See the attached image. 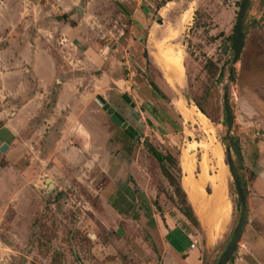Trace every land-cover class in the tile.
<instances>
[{"label":"rangeland","instance_id":"rangeland-1","mask_svg":"<svg viewBox=\"0 0 264 264\" xmlns=\"http://www.w3.org/2000/svg\"><path fill=\"white\" fill-rule=\"evenodd\" d=\"M241 1L132 0L144 16L137 26L118 0H0V148L9 146L0 150V264H87L95 245L120 247V234L163 264L156 236L168 221L184 237L180 249L214 264L239 217L225 86L248 198L227 264H264V0H251L230 82ZM160 44L180 55L182 83L168 81ZM99 96L139 129L135 138ZM151 147L167 158L168 177ZM188 178L209 194L224 185L229 211L217 231L190 200ZM189 206L194 216L184 215Z\"/></svg>","mask_w":264,"mask_h":264},{"label":"water","instance_id":"water-1","mask_svg":"<svg viewBox=\"0 0 264 264\" xmlns=\"http://www.w3.org/2000/svg\"><path fill=\"white\" fill-rule=\"evenodd\" d=\"M250 4H251V0H242L238 9L236 24L232 38V46H231V50L233 53V57H232L233 66L230 68V73H229L230 82L234 81V75H235L234 68L240 59L244 47V42L246 37L244 22L246 19V15L250 9ZM262 18H264V11L262 13ZM260 21H262L261 18L259 19V22ZM122 98L124 99V101L131 104V101L128 98V96L123 95ZM96 102L98 103V105L102 106V109L117 126H121L123 129H125L124 131L127 135L131 137L130 133L137 134V132L131 126L127 127V124L123 123L124 119L112 107L107 105L104 99H102L99 96L96 98ZM223 109H224L225 122L227 127L224 139L228 141L225 146L226 162L238 193L239 217L237 224L231 233L230 239L225 249L220 254V256L218 257V259L214 264H227L229 261H231L232 257L237 251L239 242L242 238V235L248 223L247 190L244 185L245 181L238 172V169L242 166V156L240 152V146H239L238 138H234V139L231 138V129L234 122V115H233L232 107L229 102L228 86L224 87ZM5 148H2L1 151H4ZM233 156L235 157V160Z\"/></svg>","mask_w":264,"mask_h":264},{"label":"crops","instance_id":"crops-1","mask_svg":"<svg viewBox=\"0 0 264 264\" xmlns=\"http://www.w3.org/2000/svg\"><path fill=\"white\" fill-rule=\"evenodd\" d=\"M118 2L122 6L124 12H132L134 16H137L138 13L140 14L142 12L141 7L138 5L135 7L132 0H118ZM130 8L132 11L129 10ZM138 16L139 18L137 17V21L139 24H137V26H144V16ZM135 27L136 26H133V28ZM8 147V144L4 143L0 150L5 148L4 151H6ZM158 233L159 235L156 236V239H158V246L156 247L162 257L161 260L163 259V264H201L195 260L192 251L189 249L179 248L183 245L182 241L184 237L176 230L175 225L169 223L168 221L167 225L164 226L163 231L158 229ZM117 238L122 240V245L120 246L121 248L116 247L111 243L108 244V242L95 245L90 251V258L86 261L87 264L89 261V264H153V261L151 262L150 260V255H147L146 251H142L139 247L131 245V240L128 235L120 234L117 235ZM187 253L189 254L187 255Z\"/></svg>","mask_w":264,"mask_h":264},{"label":"bare ground","instance_id":"bare-ground-1","mask_svg":"<svg viewBox=\"0 0 264 264\" xmlns=\"http://www.w3.org/2000/svg\"><path fill=\"white\" fill-rule=\"evenodd\" d=\"M157 50V58L166 70L168 81L171 84L182 83L183 67L180 55L176 56L171 47L164 46L163 44H160L157 47ZM184 113L186 119H190L194 116L193 111H187ZM200 114L203 115L201 112ZM183 159L185 161L183 163L185 172L190 174L191 167L188 166V157L185 156ZM201 183L202 181L197 182L192 180L191 178H188L185 180V187L188 191L190 200L193 204L197 205V212L201 216V219L204 221V224L209 228H212L211 232L215 230L217 231L218 228H221V224L228 215L230 203H228V201L226 200L225 192L223 189L224 185L222 186V183L221 185H217L214 188L212 194L207 193L203 189Z\"/></svg>","mask_w":264,"mask_h":264},{"label":"trees","instance_id":"trees-1","mask_svg":"<svg viewBox=\"0 0 264 264\" xmlns=\"http://www.w3.org/2000/svg\"><path fill=\"white\" fill-rule=\"evenodd\" d=\"M148 151L151 153V155L153 156V158L158 162V164L161 167V169L164 170V173L167 174L166 170L164 169L165 168V164L167 162V158L165 156H163L160 152L156 151L153 147L149 148ZM166 176L168 177L169 175L167 174ZM244 185L246 187L245 182H244ZM178 190L183 194V196L185 198V202L188 205L187 200H186V194L182 191L181 187H179ZM113 201H114V199L111 198L110 199V204L112 205V207L114 209L117 210L115 204H113L114 203ZM183 213H184L185 216H188V217L194 216L193 213H192V210H191V207L190 206L188 207V211H185Z\"/></svg>","mask_w":264,"mask_h":264},{"label":"flooded vegetation","instance_id":"flooded-vegetation-1","mask_svg":"<svg viewBox=\"0 0 264 264\" xmlns=\"http://www.w3.org/2000/svg\"><path fill=\"white\" fill-rule=\"evenodd\" d=\"M121 116V115H120ZM132 116V115H131ZM122 117V116H121ZM133 118H135L137 121L139 120L138 118H137V116H135V114H133V116H132ZM123 118V117H122ZM124 119V118H123ZM123 123H126L127 124V127L128 126H131V125H129L127 122H126V120L124 119V122ZM123 131L125 130V129H123L121 126H119ZM132 127V126H131ZM133 128V127H132ZM134 129V128H133ZM136 132H137V134H133V133H130L131 134V137L128 135V137L129 138H135L138 134H139V129H134Z\"/></svg>","mask_w":264,"mask_h":264}]
</instances>
